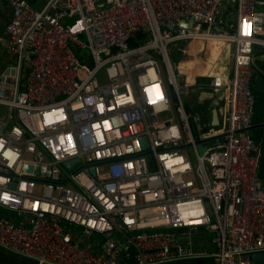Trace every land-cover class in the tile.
Instances as JSON below:
<instances>
[{
  "label": "built area",
  "instance_id": "obj_1",
  "mask_svg": "<svg viewBox=\"0 0 264 264\" xmlns=\"http://www.w3.org/2000/svg\"><path fill=\"white\" fill-rule=\"evenodd\" d=\"M0 2L13 12L0 75V248L37 264H253L264 254L263 147L250 130L264 0H237L235 18L231 0ZM226 44L230 75L215 69ZM195 45L190 82L178 55ZM183 89L214 94L218 129Z\"/></svg>",
  "mask_w": 264,
  "mask_h": 264
},
{
  "label": "crops",
  "instance_id": "obj_2",
  "mask_svg": "<svg viewBox=\"0 0 264 264\" xmlns=\"http://www.w3.org/2000/svg\"><path fill=\"white\" fill-rule=\"evenodd\" d=\"M36 9H41L48 0H28ZM236 2L237 0H231L230 4V16L235 18L236 16ZM12 8L7 2H0V75L6 70L7 66L11 62V56L8 52L7 48V38L5 35V28L10 22L12 18ZM262 40H264V36H262ZM198 45L190 46L189 49L184 47V50L180 51L179 58L183 60V76L186 81H193L192 74L196 72L194 62L196 61L197 56H200L199 53L196 56V50ZM233 51L234 47L232 44H226V46L221 45L219 53L216 55L217 64H215V69L219 72L224 73L225 75H230L233 68ZM202 52V50H201ZM196 56V57H195ZM252 93L255 97V106H254V115H253V124L258 123L259 121H264V44L258 43L254 45L253 54H252ZM191 90V89H190ZM191 98V92L187 94ZM187 96V97H188ZM214 94H200L191 98L187 104L191 105L194 110H192L189 106V109L192 110L193 113H196L204 109V107L208 106L214 109L216 107L213 105ZM215 110V109H214ZM252 138L255 139L256 136L255 131L251 132ZM264 151L263 156L260 162L259 167V175L260 178L264 177ZM263 180V179H262Z\"/></svg>",
  "mask_w": 264,
  "mask_h": 264
},
{
  "label": "trees",
  "instance_id": "obj_3",
  "mask_svg": "<svg viewBox=\"0 0 264 264\" xmlns=\"http://www.w3.org/2000/svg\"><path fill=\"white\" fill-rule=\"evenodd\" d=\"M196 113L200 114L202 118V123L205 124L206 128H212V127L218 128L220 126V123L217 118V114H215V110L213 108L206 106L201 111V113L199 111H197ZM0 264H37V263L34 260L13 254L9 251L0 248Z\"/></svg>",
  "mask_w": 264,
  "mask_h": 264
},
{
  "label": "water",
  "instance_id": "obj_4",
  "mask_svg": "<svg viewBox=\"0 0 264 264\" xmlns=\"http://www.w3.org/2000/svg\"><path fill=\"white\" fill-rule=\"evenodd\" d=\"M233 47H234V45H233ZM178 81L180 82L181 79L178 78ZM182 92L186 93L187 89H183ZM214 109H215V114H217V118H218V121L220 123L217 107H214ZM214 129H218V128H214ZM250 130H251V132L255 131L256 136H254V137L257 140V142L261 143V145L263 147V151H264V121L263 120L259 121L257 124L254 123ZM144 144L146 145V141L145 140H144ZM72 163L73 162H70L69 165H71ZM150 163H151V168L154 169V163H153L152 159H150ZM263 174H264V171H263ZM262 179L264 180V177H262ZM131 255H133V252L131 253ZM248 259L250 261H252L253 264H257V262H260V261L264 260V254H258V255L249 256ZM133 261L134 260H132L131 262H133ZM121 262H122V259H119L118 263L121 264Z\"/></svg>",
  "mask_w": 264,
  "mask_h": 264
},
{
  "label": "rangeland",
  "instance_id": "obj_5",
  "mask_svg": "<svg viewBox=\"0 0 264 264\" xmlns=\"http://www.w3.org/2000/svg\"><path fill=\"white\" fill-rule=\"evenodd\" d=\"M188 93H189V91L186 92V93H183V95H182L183 100H184V102H185V104H186L187 107L189 106L192 110H194L193 107H192L191 105H188V104H187L189 101H191L190 96L187 95ZM187 96H188V97H187ZM196 96H198V94H197V93H193L194 100H195ZM189 107H188V108H189ZM3 111H4V110H3L2 108H0V114H2ZM195 114L197 115L198 113H195ZM194 136H195L196 139L199 138V134H198V131H197L196 128H194ZM198 150H199V152L202 154L203 151H204V146H199V147H198ZM192 160H193L194 163L196 162V159H195V158H193ZM209 263H210L209 261H206V262L199 263V264H209ZM186 264H193V263H186Z\"/></svg>",
  "mask_w": 264,
  "mask_h": 264
}]
</instances>
